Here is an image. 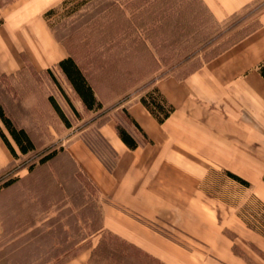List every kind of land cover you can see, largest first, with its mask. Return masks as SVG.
Returning a JSON list of instances; mask_svg holds the SVG:
<instances>
[{"label":"crops","instance_id":"1","mask_svg":"<svg viewBox=\"0 0 264 264\" xmlns=\"http://www.w3.org/2000/svg\"><path fill=\"white\" fill-rule=\"evenodd\" d=\"M61 1L15 0L0 8V81L26 69H56L64 77L57 64L69 55L44 18ZM202 1L220 22L256 3ZM257 20L188 74L156 82L175 108L163 123L140 97L120 104L152 142L129 125L139 143L130 150L116 121L105 122L101 134L117 154L112 171L81 139L65 147L105 200L103 228L164 264H264V225L251 226L237 209L202 191L212 172L227 170L249 182L251 196L264 203V12ZM15 161L0 137V173ZM89 258L86 249L64 264Z\"/></svg>","mask_w":264,"mask_h":264},{"label":"rangeland","instance_id":"2","mask_svg":"<svg viewBox=\"0 0 264 264\" xmlns=\"http://www.w3.org/2000/svg\"><path fill=\"white\" fill-rule=\"evenodd\" d=\"M13 1L0 0V8ZM81 1L85 4L72 14L68 8H58L59 2L51 8L57 11L45 20L90 81L103 110L87 111L56 69L60 86L47 72L28 69L0 81V103L17 127L27 126L36 146L34 153L21 156L0 173L19 177L0 191V264H61L86 249L91 258L103 235L96 230L103 227L105 200L65 147L81 139L112 168L117 154L100 128L108 120L126 121L119 103L141 97L167 75L188 74L255 28L257 15L264 12V0L224 22L202 0H75L69 7ZM49 97L64 111L70 128ZM52 149L63 151L29 171L38 154ZM202 191L263 229L264 203L222 170L211 173ZM106 231L107 239L117 243V237ZM119 248L124 255L118 261L106 257L97 262L94 257L87 264H160L137 246Z\"/></svg>","mask_w":264,"mask_h":264},{"label":"trees","instance_id":"3","mask_svg":"<svg viewBox=\"0 0 264 264\" xmlns=\"http://www.w3.org/2000/svg\"><path fill=\"white\" fill-rule=\"evenodd\" d=\"M74 1L75 0H63L58 8H64V9L68 8L67 10L69 11V14H72L77 12L85 4L84 1H81L74 3L71 7H69ZM58 8L48 10L44 14V18L48 19L57 11ZM2 23L3 20L0 19V25H2ZM57 67L62 72L65 79L70 84L71 88L76 93L82 105L87 111L98 112L100 110H103V104L96 97L95 91L90 81L88 80V78L83 73L82 69L80 68V66L72 56L69 55L66 58L60 60L57 64ZM261 72L264 76V66L261 68ZM47 73L51 76L53 81L58 86H60L52 70L48 69ZM63 95L66 98L67 102L69 103V106L71 107L73 112L76 114L77 117H79L80 114L75 109L71 101L66 97L65 93H63ZM49 100L52 103V106L57 112L58 116L65 124V126L70 128L71 127L70 120L67 118L64 111L58 105L56 100L53 97H49ZM140 102L160 124L163 123L166 119H168L175 110L174 106L168 102L166 97L161 93V91L157 86H154L151 90L141 95ZM119 104H121V102ZM123 113L126 117V121L123 123H116V132L118 137L122 140V142L126 145V147L130 150H135L136 148H138L139 145L137 139L131 133L129 129V125L134 126L143 135L146 142L151 143L152 141L148 138V136L144 133V131L141 129L138 123L132 118V116L127 112L126 109H123ZM0 137L8 147L10 153L12 154L15 160L20 159L21 156H25L30 153H34L36 151L35 143L29 132L25 128L16 126V124L7 114L1 103H0ZM60 151H63V149H59V150L52 149L48 152H43L38 154L37 162H34L29 166V171H32L36 165H44L48 163L49 161L57 157ZM113 167L112 168L107 167V168L109 171H112ZM223 173L232 180L241 184L242 186L246 188L250 187V183L242 179L238 175L231 173L230 171L227 170H223ZM17 181H19V177L5 178L4 175L0 176V191L12 186ZM96 232L103 234L97 246L93 249L91 253L90 259L93 260V258L96 257L97 262H99L102 258L105 259L106 257L114 259L115 261L116 260L118 261L120 258H123L124 254L119 248L123 244L125 246L127 245L130 247H136L135 245L127 242L118 235L114 233L112 234V232L108 230L106 231L107 234H110L111 236L115 235L114 237H117L115 238V240L118 241L119 243L107 239V237L103 233L105 232V229L103 227L97 229ZM145 256L151 258L156 263L163 264L161 261L152 257L148 253H146ZM67 261L68 260L62 262L61 264H64Z\"/></svg>","mask_w":264,"mask_h":264}]
</instances>
